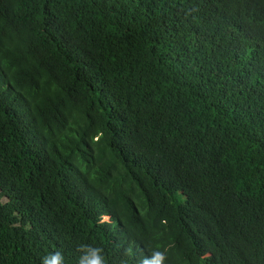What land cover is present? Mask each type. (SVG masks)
<instances>
[{
	"label": "trees",
	"instance_id": "1",
	"mask_svg": "<svg viewBox=\"0 0 264 264\" xmlns=\"http://www.w3.org/2000/svg\"><path fill=\"white\" fill-rule=\"evenodd\" d=\"M0 264H264V0H0Z\"/></svg>",
	"mask_w": 264,
	"mask_h": 264
}]
</instances>
